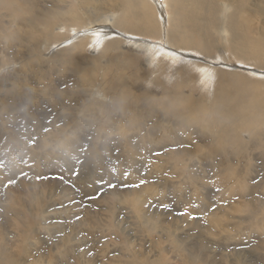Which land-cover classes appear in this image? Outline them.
Returning a JSON list of instances; mask_svg holds the SVG:
<instances>
[{"label": "bare ground", "instance_id": "1", "mask_svg": "<svg viewBox=\"0 0 264 264\" xmlns=\"http://www.w3.org/2000/svg\"><path fill=\"white\" fill-rule=\"evenodd\" d=\"M58 30L66 31L60 34V37L64 38L59 44L61 49L46 59L44 50L49 49L52 41L58 38L55 35ZM136 38L144 40L142 44L147 43L146 48L153 62V69H144V59L132 47L138 43L131 45L130 42ZM128 40L129 43L126 44ZM88 44H91L96 53L99 52L96 56L87 55L85 48ZM130 46L133 50L129 48ZM51 49L53 50V47ZM227 51L234 57L233 60H229V54L227 58L221 56V54L225 56ZM248 56L256 64L244 62L243 59L249 61ZM215 57L216 63L208 61ZM54 63L57 66L63 65L64 68L60 72L62 77H67V82L64 79L65 85L69 84L68 88L71 89L78 88L75 92L80 97L77 105L83 107L84 103H87L86 107L91 108L92 113L89 117L94 114H97L98 119L100 117L99 131L105 127L123 131L120 127L122 117L129 114L130 118L126 124L129 129L141 130L144 126L142 121L151 124V120L155 118L152 121L154 124L150 130L151 136L166 144L168 150L160 154V157L165 158V162L171 161L173 168L179 163L181 167L182 163L188 164L190 161L192 163L198 160L212 163L216 161V166L209 170V173H212L209 178L214 180L203 185L202 189L209 192L204 194L209 195L210 186H215L219 194L230 198L228 200L221 198L223 200L221 203L218 202L219 206L208 199L203 204L204 207L198 208V204H194L195 208L188 209L186 212L188 217L198 212H203L208 217H216L212 221L209 220L206 226L198 221L197 228L207 230L211 237L219 238L223 233L230 232L232 225L246 222V217L234 215L240 212L258 218L257 222L261 224L259 229L263 230L264 179L261 184L250 186L249 183L252 184L255 180L249 163L253 160L259 161L261 154H264V101L255 90H259L257 88L259 86L245 83L240 74L244 75L247 71L244 67L251 66L253 69L248 72L264 79V0H0V73L10 68L14 69L9 80L10 86L6 85L5 81L0 83V146L7 156L13 157L10 154L13 153L10 145L16 141L15 138L20 132L14 127L17 123H14V120L17 118L12 115L14 112L12 107L16 104L19 107L14 106L15 108L23 113L26 111L23 95L27 86L24 87V82L29 75L41 77L40 71L43 74L47 66L50 67ZM258 64L262 67H258ZM146 82L147 86L144 85ZM172 84L174 86H171ZM199 90L208 92L211 96L204 100L203 93L198 94ZM68 93L65 92L67 95ZM34 95L27 97L28 101L32 100L30 103L39 102ZM52 95L55 98V95ZM59 101H63L65 105L60 103L58 107L68 109L67 105L70 103L61 98ZM28 104L26 103V107ZM20 111L16 115H20ZM110 113L121 119L110 122L111 118H108ZM62 120L59 119V122ZM87 120L88 118L85 122ZM50 127L41 130L42 132L39 129L41 133H36L41 137L42 145H46L48 139L54 140L62 131L57 127ZM65 140L62 143L63 147L68 145L73 147V141L69 137ZM122 145L127 148L126 142ZM141 150L134 149L131 153L151 158L146 150ZM15 163L9 162L12 168ZM216 167H220L219 170ZM9 168L0 162V169L3 172L0 173L4 174V177H0V186L5 187V197L2 201H8L6 207L10 208H0V219L2 215L9 216L7 229L13 228L16 232L10 243L6 238L9 233L8 235L5 233L7 230L5 223L0 224V264H33L34 256L27 253L25 244L29 238H35L31 228L37 224L45 197L52 198L56 187L60 186V181L47 173L42 176L37 174L36 177L28 179L23 175L18 182L8 184L9 180L15 181L16 177ZM178 171L180 170L177 169V172L173 173L178 176ZM130 177L132 186L124 191V200L132 203L135 213L140 208L137 200L141 198L133 199L131 195L136 197L138 193L140 197L141 189L137 185L144 181H139L136 174ZM190 181L191 178L187 177V182ZM131 187L135 194H132ZM151 193L153 196L154 192ZM254 193L257 195L254 199L255 204L249 198ZM223 203H227V206L226 204L220 206ZM106 208L107 224H113L112 209L110 206ZM47 210L48 208L44 212ZM228 211L231 213L228 214ZM221 217L225 220L222 221ZM145 220L147 225L150 224L156 229L161 224L149 217ZM110 231L109 229L108 232ZM151 243L153 244V241ZM127 244L125 243V246ZM179 251L184 258L181 264H208V261L203 260L199 254L193 252L186 254L182 249ZM187 251L190 252L189 249ZM158 252L157 261H150L145 250L139 248V253L130 252L126 260L118 262L163 264L165 249H159ZM22 255L24 257L19 260Z\"/></svg>", "mask_w": 264, "mask_h": 264}, {"label": "rangeland", "instance_id": "2", "mask_svg": "<svg viewBox=\"0 0 264 264\" xmlns=\"http://www.w3.org/2000/svg\"><path fill=\"white\" fill-rule=\"evenodd\" d=\"M62 32L65 33L66 31L58 30L55 34L58 38L52 41L53 44L49 49L46 51L44 50V53L47 55L46 59L52 57L56 51L61 49L59 44L63 41L62 39H64L60 37ZM136 39H131L130 42L131 45L138 43L137 46L132 47L136 49L138 55L144 59V69H153V62L150 60V54L148 48H146L147 43L142 44L144 40ZM125 43H129V40ZM51 47H53V50ZM129 48L133 50L131 46ZM85 50L89 56H96L99 53H96L95 50L92 49L91 44H88ZM228 54L230 57V59H228L233 60L234 57H231L232 55L230 56L229 51H227L225 56L222 54L221 56L227 58ZM148 58L149 62H147ZM248 59L249 61L244 59L243 61L253 65L256 64L251 60V57L248 56ZM208 61H215L216 63L217 59L215 57V59H209ZM50 67L47 66V69H45L46 72H43V74L40 71L41 77L29 75L24 82V87L27 86L29 88L26 87L24 89L25 94L23 95V101L25 102L24 108L26 111L23 113L20 109L15 108L16 106L19 107L16 104L14 105L15 107H12L14 110L12 115L17 118L14 120V123L17 122L14 127L16 129L18 128L17 130L20 131L19 136L17 138H15L16 136L14 137L16 141L14 140L10 145L13 151V153L10 154H12L13 157L7 156L4 149L0 146V162L8 168L10 167L9 170H11L13 175H16L15 182L21 180V178L24 177L23 175H26L25 178L28 179V177H36L37 174L42 176L47 173H49V176L53 177V179L60 181V186L55 189V195L53 193L51 199L45 197L46 200L44 199L45 202L41 207L42 211L39 209L40 212L37 224L31 228L35 238H29L25 244L27 253L29 252L31 256H34V260L32 261L33 264H119L118 261L126 260L130 252L139 253V248L145 250L150 261H157L159 249H165V254L162 259L163 264H181L184 259L181 256L182 252L179 251L181 249L185 251L186 254L193 252L194 254L201 255L203 260L208 261V264H264V228L263 230L259 229L261 224H258V218L236 212L234 215L246 217V222L236 226L232 225L230 232L223 233L221 237L215 238L211 237V235L207 233V230L197 228L196 224L200 221L201 224L206 226L216 217H208L203 214V212L190 215V217L181 214L186 213L190 208H195L196 205L194 204H198V208L201 206L204 207L205 205L203 204L206 203L208 199H211V201L219 206V203H221L220 201L223 200L221 198H225L224 200L230 198L224 194H219V190L215 188V186H210L209 195L204 194V192H209L202 189V186L206 185V183L209 184L213 182L214 179L209 178L212 174L209 173V170L211 167L213 168L216 166V161L212 163L211 161L198 160L196 161L197 164L190 161V164L182 163L180 167L179 163V165H176L177 168H173L171 161L165 162V158H162V156L160 157V154L168 150L166 144L164 142H159L160 140L151 136L150 130L154 124L152 121H154L155 118L151 120V124H146L147 122L142 121L144 126L141 130L129 129L126 127L128 118H130L129 114L124 118L122 117L123 122L120 127L123 128V131H116L115 129L113 130L106 127L99 131L101 128L98 126V124H101L100 117L98 119L97 114L89 117V114L92 115V113H90L91 108L86 107L87 103H84L85 106L83 107L82 105H77L78 98L80 97H78L75 92L78 88L71 89L68 88L69 84L65 85L67 77H62V73L60 72V70L64 68L63 65L57 66V64L54 63L53 65L51 64ZM241 67H244V65H241ZM258 67L262 66L258 64ZM244 68L247 69L245 72L246 76L245 74H240V76H242L245 83L259 86L257 87L259 90H255L263 97L262 100L264 101V79L249 73L248 71L253 69L251 66H246ZM53 70L55 71L53 72ZM238 71L241 73L244 72L243 70ZM13 73V68L0 73V83L5 81V84L10 86L11 82L9 80L12 78ZM144 85L147 86L148 83L146 82ZM171 86L174 85L172 84ZM53 88L54 90L56 89V94L59 92L57 95L54 93ZM50 89L52 92H50ZM64 89H67V91L61 92ZM200 91L201 90L198 91V94L201 95L203 93L204 100H207V98L211 96L208 92ZM65 92H69L68 95L65 94ZM46 93L49 95L47 96ZM60 93H64L66 96H61ZM52 94L55 95L56 100H54L55 98ZM69 94L71 95L69 96ZM30 95L36 96L39 102H36L37 104L35 102L30 103L32 100L28 101L29 98H27ZM42 96L43 99H41ZM59 98L70 103V105H67L68 109H61V107H58L60 103V105H65L62 103L63 101H59ZM26 103H29L27 107ZM34 103L36 104L35 107ZM37 105L41 106L39 107ZM12 109L11 111H13ZM19 111L20 115H16ZM94 112L96 113V111ZM86 117L88 120L85 122L87 119ZM92 117H94L93 120ZM89 118H91V120H89ZM108 118H111L109 120L110 122L117 119V121H119V119H121V117L118 118L114 113H110ZM59 119H63L65 123L63 120L59 122ZM31 122H34V124ZM29 124L32 125L30 126ZM50 126H53L52 128L57 127L58 129H62V131L54 138L55 141L48 139L46 145H42V143H40L41 137L39 135L37 136L36 133ZM51 130L50 127L49 132H51ZM243 135L246 136V134ZM144 136L147 137L145 138ZM68 137L73 141V147H69V145L63 147L62 143H64L66 141L65 139ZM124 142L127 143V148L122 147V143ZM44 146L46 148H44ZM3 147L6 148V145ZM134 149H138V151L141 149L146 150L145 152L149 153L148 155H151V158H143L132 154L131 152ZM157 151H160V153H156ZM153 156L154 158H152ZM261 156L260 160L257 161L258 163L256 160L249 163V165L251 164L250 167L253 172V180H255L254 183L252 182V184H249L253 187L261 184L263 181L262 179H264V154H261ZM77 160L83 161V163H77ZM10 161L14 163L16 161V165L14 166L16 169L11 167V164H9ZM240 164L241 166L243 165L242 163ZM216 168L219 170L220 167ZM127 169H129V171ZM177 169L180 170L178 171V176L173 173L174 171L177 172ZM76 171H78V175L74 174ZM2 173H0V177H4ZM134 174L137 175L139 181L141 180L146 183V185H143L144 182L141 183V185H137V187L141 189L139 191L140 197L131 187L133 189L132 194L136 193V197H134L135 195H131V198H141V201H137L139 204L138 207L142 208V210L137 208V213L134 211L136 214L133 213L135 209L132 203H127V201L124 200V191L132 186V179L130 176ZM187 177L191 178L190 182H187ZM191 182L194 184H191ZM110 185H115V187H110ZM2 186L3 185L0 186V208L5 207L10 209L6 207L8 201H2V198L5 197V187ZM149 186H152V188L150 189ZM151 192H154L153 196H151ZM121 193H123V195ZM117 195L118 197L116 198ZM255 196L257 197L256 193L249 196L254 204L256 202L254 200ZM109 202H112V204ZM225 204L227 206V203ZM225 204L223 203L220 206L223 207ZM93 205L94 207H92ZM229 205H231V202ZM107 206H110L112 209L114 216L113 224H107ZM47 208L48 210L44 212ZM229 213L231 212L228 211V214ZM8 217L2 215L3 219H0V224L4 225L5 223L6 229L8 226V224H6ZM146 217L159 221L161 223L159 226L162 228L158 226L156 229L150 224L147 225L145 222ZM192 217L196 218L193 219ZM221 220L223 221L225 219L221 217ZM39 222H41V224H39ZM42 223H44L45 227ZM231 223L233 224L234 222ZM109 229L111 233L108 232ZM113 229L115 230L112 231ZM6 232L7 235L9 233L6 238L11 243L16 230L12 228L10 230H5V233ZM116 235L120 237L118 238ZM121 235L123 236L121 237ZM66 236L67 238L69 236V238L67 239ZM152 241L153 244L151 243ZM103 242H105V244ZM124 242L126 244L128 242L126 246L129 248L125 246ZM49 243L51 245L50 249L48 248ZM158 245L160 246L157 247ZM188 249L190 252L187 251ZM114 255L116 257H114ZM23 257L24 255L18 259L20 260ZM109 258L111 259L109 260ZM29 260L30 258L27 259L28 262ZM110 261L111 263H109Z\"/></svg>", "mask_w": 264, "mask_h": 264}, {"label": "snow or ice", "instance_id": "3", "mask_svg": "<svg viewBox=\"0 0 264 264\" xmlns=\"http://www.w3.org/2000/svg\"><path fill=\"white\" fill-rule=\"evenodd\" d=\"M45 130H47V129H45ZM77 163H83V161L77 160ZM74 174L78 175L79 173H78V171H76V172H74ZM13 183H15L14 180H9L8 181V184H13ZM110 187H115V185H110ZM181 214L182 215H186L187 213H181ZM192 218L195 219L196 217H192Z\"/></svg>", "mask_w": 264, "mask_h": 264}]
</instances>
